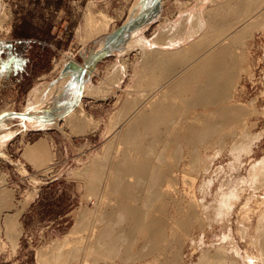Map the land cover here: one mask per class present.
Listing matches in <instances>:
<instances>
[{
	"label": "rangeland",
	"instance_id": "rangeland-1",
	"mask_svg": "<svg viewBox=\"0 0 264 264\" xmlns=\"http://www.w3.org/2000/svg\"><path fill=\"white\" fill-rule=\"evenodd\" d=\"M239 1L5 0L0 4V264H48L49 261V264H84L85 261L88 264H162L163 257L156 260L155 257L168 250L164 249L163 238H159L164 244L161 243L156 252L136 261L98 260L91 250L88 251L90 244L95 243V239L98 241L101 234L98 232L103 229V224L100 222V229L95 220L99 225L94 222L97 238L93 236L90 240L85 235L92 230V218L87 217L81 225L77 223L78 215L95 208V204L88 200L93 194L86 190L87 179L95 174L88 169L91 164L104 160L118 145L117 129L129 114L126 107L130 101L138 102L139 95L155 86L154 82L164 83L165 74L162 72L166 71L167 65L156 71V80L152 82L144 71L145 55L156 50L174 51L185 47L189 50L190 44L204 34L209 12H218L221 18L225 14L229 16L228 8L233 11ZM147 2L148 9L140 14V8ZM233 4L236 5L232 7ZM105 16L110 18L107 30L96 34L95 24L105 22ZM129 24L130 30L119 43L109 45L111 48L105 47L85 70L90 62L86 61V55L110 40L117 41L122 29ZM156 36H159V44L154 41ZM140 37L146 40L141 42ZM240 49L243 62L238 67L240 75L235 80L236 89L230 91V97L224 103L228 108L234 105L231 109L236 106L242 112L232 122L228 121L229 124H222L217 139L213 136L209 140L205 138L207 141L200 140L201 146L197 144L198 149L193 148L195 155L199 156L198 162L192 160L194 150L190 156L191 152L181 147L174 154L177 156L181 152L178 158L173 156L167 171L165 168V185L172 182L174 187L175 184L168 190V199L176 201L184 208L181 210L187 212L191 199L197 196L198 209L202 210H199L200 219L205 221L178 233L177 237L183 236L180 239L183 245L182 249L178 246L180 252L177 254L181 259L185 256V264L198 263L203 253L216 255L219 251L216 248L220 247L225 254L224 262L227 260L225 263L264 264L263 249L256 243V234L260 237L264 228V26L242 42ZM67 73L70 78L62 93L52 96V88ZM82 77L86 81L84 85L88 86L86 97H79ZM38 89L43 92L36 95L34 92ZM36 96L39 98L35 101ZM31 100L33 104H30ZM77 100L81 101L93 122L89 132L81 135L74 134L64 120L69 111L77 108ZM35 107L42 110L35 111ZM209 110L214 107L192 110L188 116L195 127L202 126V120L210 115ZM30 114L51 118L52 123ZM193 116L197 119H192ZM183 118L181 116L177 121L178 127H181ZM7 132L13 133L2 142V136ZM224 134L227 138L222 136ZM234 134L237 136L235 142L231 136ZM220 137L225 138L222 145ZM41 138L47 140L42 153L28 152V148ZM243 142L245 145H238ZM175 158L178 161L174 162ZM256 168L259 172L255 171ZM97 193L101 198H109L106 193ZM97 193L93 197H100ZM167 211L174 214L176 210L168 207ZM13 216L17 220L10 227L7 222ZM74 229L76 233H72ZM19 231L21 235L15 244L14 236ZM83 237L86 240L81 243ZM261 237L258 243L264 241ZM135 238L138 237L133 240ZM191 239L195 240L194 243ZM64 241L71 244L66 243L67 247ZM110 241L111 237L106 243L110 244ZM123 246L121 243L119 254L128 251L126 244V248ZM41 254L46 257L38 263Z\"/></svg>",
	"mask_w": 264,
	"mask_h": 264
},
{
	"label": "bare ground",
	"instance_id": "bare-ground-1",
	"mask_svg": "<svg viewBox=\"0 0 264 264\" xmlns=\"http://www.w3.org/2000/svg\"><path fill=\"white\" fill-rule=\"evenodd\" d=\"M236 4H235L236 7L233 8L235 12L234 10L232 11L231 7H229L230 5L227 6L233 12V14H231V11L228 8L227 11L228 13H230L228 14L229 16H226L227 14H225V17L221 18L219 15H217L218 12L217 13L209 12L207 14L209 15L207 16V18L208 17L209 18H208V23H206L207 27L205 29V32H203L204 34L200 38L198 37L199 38L198 40L190 44L191 46L190 48H188L189 50H186L185 49L186 47L183 49L180 48V50L176 49L174 51L156 50V51H149L145 55L146 57L144 60L145 61L144 71L148 76V78L149 79L151 78V81L154 82L156 80L154 79L155 78L154 75L156 71L160 70L161 67L165 68V66L167 65L166 66L167 69H165L166 71L162 72V74H165L164 76L166 78L162 77L163 81L164 80L165 81L164 83H160L159 80L158 82H154L155 86H151L149 89L145 90V93L139 95L138 102L130 101V103L126 107L128 109L129 114L126 116V118H124V120L121 121L117 129L118 133L116 134L118 138L116 139V143H118V145L116 146V148H114V150L111 151L110 154L107 155V157L104 160L91 164V166L88 169V172L92 171L95 174V176L93 178L87 179L86 190L92 192L93 196H95L94 194L97 192H100L101 194L106 193L109 196V198L107 199L103 197L101 198L100 194L97 193V196L100 197L95 198L96 196L93 197L90 195L91 193L88 192L90 193L89 194L90 197H88V200L89 201L91 200L93 204H95L94 206L95 208L86 210L87 211L86 214L83 212L80 214L81 211L80 210L79 211L80 215H78L79 218L77 223L79 225L82 224L83 220L88 219L87 217H90V219L92 218L91 220V222L93 223V226L91 225L92 230L91 229H89L91 231L87 230L89 234H87L88 236L85 235L87 239L90 238L91 240L92 237L97 234V233L95 234V232L98 223L99 225L100 222L103 224L102 225L103 229L101 230L102 232L101 231L98 232L99 234L101 233L100 235L98 234L99 235L98 241L97 239H95L96 240L95 243L90 244V246L88 245L89 246L88 251L91 250L93 256L95 255L96 259L104 260V261L105 260L107 261L108 259H112V260L119 259L121 261H126V262L136 261L139 259L141 260L142 258L146 259L147 256L156 252V250L159 249V246L160 247L162 246L161 243H163L164 241L165 242L164 249L168 248V250L164 252H160V254L155 257V260L156 258L160 259L163 257L160 261L162 262V264L186 263L185 256H184L185 259L184 258L181 259L180 258L181 255L177 254L178 252H180V248L178 249V246L180 245L181 247L182 243H180L181 241L180 239L183 237V236L181 238L177 237L178 233H180L179 231L181 229H183L184 230L183 232H185L187 229L193 227L195 224L197 223L201 224L202 221L205 223V221L200 219V215H201L200 211L202 210L198 209L199 204L196 198L197 196H195V194L193 200L191 199L192 201L190 204L191 207L187 212L182 211L184 208L181 207L180 204H178L176 201L168 199L167 197L168 190H170V187L172 189L173 186H171L172 182L171 185H169L168 183H167L168 185H165L164 183L166 176L165 168L171 162L170 159L173 158V156L177 157L181 153L180 152L177 156L174 155L177 152H179L181 147H184L186 150H188V152H191V155L188 153L190 156L193 155L192 151L194 150L193 152L194 155L192 156V160L194 158V160L197 161L199 159V156L195 155L196 153L195 149H198L196 148L197 144L201 146L200 143L202 142H200V140L203 139L209 140V137H213V136H215L216 138V135L221 133L222 126L228 123V121L230 122V120L232 122L234 120V117L235 116L237 117V115L240 114V112H242L239 108H235L236 106L233 109H231L234 105H232L231 108L229 107L230 108L229 109L224 102L228 97H230L229 95L230 91L231 90L233 91V88L236 89L235 80L240 75L239 74L240 71L238 70V67L242 66L240 65V63L243 62L242 53L240 54V50L242 51V48L240 49L242 42H244L246 39L252 36V34L256 29L264 26V0H240ZM148 5L149 2L144 3L142 5L139 11L140 14L145 9H148L146 8L148 7ZM235 5L233 4L231 6L233 7ZM139 12L137 11V13ZM109 21L110 18L105 16L106 23L103 22L101 25L95 24V33L99 34L107 30ZM140 39L141 42L146 40L145 37H140ZM203 39H204V43H202ZM110 41L104 43V45L102 44L99 48L93 50L90 54L86 55L87 56L86 61L87 60L91 61L92 57L96 56L100 51L105 49V47H108L109 45H116L118 42V40L117 41L110 40ZM109 48H111V46H109ZM189 54L191 55V57L189 56ZM152 63L153 65H151ZM174 63L176 64V66ZM84 68L85 70H88L89 67L85 66ZM161 70H163V68ZM69 78L70 76L67 73V76H64V78L60 80V82H58L54 86V88H52L51 95L52 94L59 95V92L62 93L63 91L62 89L64 88V85L66 81L69 80ZM84 82H86L85 78L83 80L82 97H86L89 94L87 91L88 86L87 85L85 86ZM60 87L62 88L59 89ZM39 92L41 94L43 91L39 90L34 93L38 95L37 93ZM48 95H50V93ZM39 96L35 97V101L39 98ZM33 102L34 101L31 100L30 104H33ZM198 107H202L205 109L214 107V110H211L212 112L209 110L210 112L209 117L207 119H203L202 120L203 122L201 121L202 126L198 125L197 128L194 125V121L193 120L191 121L188 115L192 113V110L197 109ZM35 108H36L35 111L42 110L41 107H35ZM242 108L243 107H241V109ZM248 108L249 107L247 106L246 109L247 111L250 109ZM77 109H80L79 113H77ZM181 116L182 117L184 116L185 118H183L184 121L181 124V127H178L177 121L181 119ZM196 116L199 118L200 115L198 116L197 114ZM196 116H193L192 119L196 118ZM241 116L239 117L241 118ZM64 120L66 124L71 127L72 132H74V134L76 135L78 134L81 135L89 132L88 130L93 123L91 121V117L88 116L84 111L81 101L76 109H72L71 111L68 112V114H66ZM86 121L88 122L85 123ZM48 122L52 123V119L49 120ZM195 124L197 126L198 122L195 121ZM37 125L38 124H36V126ZM235 132L237 134V131ZM12 133L13 132H7L3 134L1 141L6 142L7 139L12 135ZM236 134L231 135L233 139L234 138L236 139L237 137ZM225 135L226 134L222 136L224 137ZM223 139L219 141L221 145ZM240 140L241 139L239 138L238 141ZM238 145L243 146L245 145V143L244 142L243 144L238 143ZM32 149L37 154L39 150L42 149V147L40 146V143H38ZM167 156L169 157L167 158ZM177 158L174 159V162ZM196 161H192V162L190 161V162L193 163ZM167 169L168 168H166V171ZM255 171L259 172V168H256ZM173 178L177 180L175 176H173ZM173 185L175 187V184ZM107 195L105 196L107 197ZM7 196L10 197L9 195ZM198 200L201 201L200 199ZM168 207H172L173 209L175 208L176 211L174 212V214H171L167 211ZM13 217L14 218H9L7 222V225L8 226L10 225V227L11 224L13 225L17 220L15 218L16 216ZM95 220L98 223H96ZM94 222L97 225H95ZM78 224L76 225L78 226ZM100 229H101V225H100ZM261 229L259 230V232L261 231ZM74 230L72 233H76V230L75 231ZM262 231L260 232V237L263 235V234L261 235ZM127 233L130 236L128 235L126 236L125 234ZM20 235H21V231H19L16 234V237L14 236L15 240L12 239L15 244L17 243L16 240L17 238L20 237ZM256 235H257L256 243L259 244V246L261 245L260 248H262L263 250L262 249L260 250L264 252V244H261L264 242L263 241L264 236L261 237L263 240L260 239V241L263 242L258 243L259 241L258 238L260 237L258 236V234ZM136 236L138 238L137 239L135 238V240H133L134 237ZM85 237L82 238V240L83 239L84 240L81 243H83L86 240ZM110 237H111L110 244L109 243L107 244L106 242ZM159 238H163L161 239L163 241L160 242L161 240H159ZM191 240L193 241V239ZM194 241L192 243H194ZM66 243L67 242H65V244ZM121 243H123L124 246L126 244L127 248L126 246L123 247L128 250L126 252L125 250H123L122 252L123 254L121 253L119 254V247ZM57 244L59 245L58 242ZM67 244L66 246L68 247L71 244V242L69 245ZM58 245H56L55 247H57ZM220 248H216V249L220 251ZM161 249L162 248H160V251ZM46 250L48 249L46 248ZM194 250L196 251L195 248ZM49 251L50 250H48V252ZM219 251H217L218 253H216V255L215 253L213 254L212 252L211 254L213 255L210 254L208 255L207 252L210 251L207 250L206 252L207 254L203 253V255L199 258L198 263L196 261L194 262H196V264H228L229 262L225 263L227 260L225 262L223 260L225 255L223 251H220L222 252L221 254L223 256L220 255ZM38 253L39 252H37L36 255L37 257L39 255ZM51 255L53 254H50V256ZM44 257L46 256H44V254H41L39 257L41 258V260L39 259L38 263L42 261ZM170 257L171 259H169ZM46 260L48 262L49 255L47 256ZM62 260H63V255H62ZM87 262L88 261H85L84 264L85 263L88 264ZM110 264H113V262H110Z\"/></svg>",
	"mask_w": 264,
	"mask_h": 264
},
{
	"label": "water",
	"instance_id": "water-1",
	"mask_svg": "<svg viewBox=\"0 0 264 264\" xmlns=\"http://www.w3.org/2000/svg\"><path fill=\"white\" fill-rule=\"evenodd\" d=\"M145 15H146V14H145ZM130 28H131V24H129V26H128V25L125 26V27L122 29V32H121L120 35H119V39H118V41L122 38V36H123L124 34H126V33L130 30ZM103 52H104V51H103ZM101 54H102V53H99V54H97L96 56L92 57L91 61L87 64V67H89L90 64H91V62L95 61V60L97 59V57H99ZM82 89H83V77H82V82H81V88H80V94H79V97H82ZM78 99H79V98H78ZM78 104H79V100L76 101V106H78ZM30 116H32V117H37V118H41V119H43V120H45V121H49V120H51V118H48V117H46V116H38V115L36 116V115H33V114H30Z\"/></svg>",
	"mask_w": 264,
	"mask_h": 264
},
{
	"label": "crops",
	"instance_id": "crops-1",
	"mask_svg": "<svg viewBox=\"0 0 264 264\" xmlns=\"http://www.w3.org/2000/svg\"><path fill=\"white\" fill-rule=\"evenodd\" d=\"M106 9H107V7H106ZM107 10H108V13H109V12H110L109 9H107ZM104 11H105V13H107L106 10H104ZM108 15H109V14H108ZM109 16H110V15H109ZM113 18L115 19V18H116V15L113 16ZM148 22H149V20H148ZM146 25H147V23H146ZM158 38H159V36H156V37L154 38V41L157 40V44H159V42H158ZM154 41H153V42H154ZM152 44H153V43H152ZM154 46L157 47V45H154ZM45 140H46V139H45ZM45 140H44V138H41L40 140H38V141L36 142V144L40 143V146H41L42 149H43V148H44V144H45ZM46 142H47V140H46ZM36 144H35V145H36ZM35 145H34V146H35ZM34 146H33V147H34ZM33 147H29V148H28V149H29L28 152L30 151V153L36 154V153L34 152V150L32 149ZM42 149L39 150V152H38L36 155H40V154L42 153V151L44 150V149H43V150H42Z\"/></svg>",
	"mask_w": 264,
	"mask_h": 264
},
{
	"label": "built area",
	"instance_id": "built-area-1",
	"mask_svg": "<svg viewBox=\"0 0 264 264\" xmlns=\"http://www.w3.org/2000/svg\"><path fill=\"white\" fill-rule=\"evenodd\" d=\"M4 1H5V0H0V4H1V3L3 4Z\"/></svg>",
	"mask_w": 264,
	"mask_h": 264
}]
</instances>
